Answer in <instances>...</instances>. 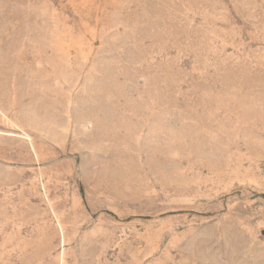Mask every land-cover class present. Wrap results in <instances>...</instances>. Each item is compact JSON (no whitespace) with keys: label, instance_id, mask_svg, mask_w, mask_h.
Segmentation results:
<instances>
[{"label":"rangeland","instance_id":"1","mask_svg":"<svg viewBox=\"0 0 264 264\" xmlns=\"http://www.w3.org/2000/svg\"><path fill=\"white\" fill-rule=\"evenodd\" d=\"M0 264H264V0H0Z\"/></svg>","mask_w":264,"mask_h":264}]
</instances>
